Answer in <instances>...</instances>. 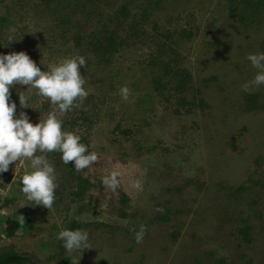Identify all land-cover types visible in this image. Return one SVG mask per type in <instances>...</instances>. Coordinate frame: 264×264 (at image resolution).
I'll return each instance as SVG.
<instances>
[{
    "label": "rangeland",
    "instance_id": "1",
    "mask_svg": "<svg viewBox=\"0 0 264 264\" xmlns=\"http://www.w3.org/2000/svg\"><path fill=\"white\" fill-rule=\"evenodd\" d=\"M69 1L0 0V53L24 51L42 70L85 56L89 95L60 118L98 160L76 171L46 153L58 184L51 209L20 191L27 159L0 173V253L28 264H264V85L241 87L257 72L247 55L264 52V0H83L80 11ZM122 4L129 14L115 18ZM116 19L115 53L98 59L77 44ZM26 89L13 85L11 99L35 124L52 106L31 89L21 109ZM112 170L115 192L101 182ZM20 215L31 224L9 235L7 219ZM62 228L86 230L90 248L66 252Z\"/></svg>",
    "mask_w": 264,
    "mask_h": 264
},
{
    "label": "clouds",
    "instance_id": "2",
    "mask_svg": "<svg viewBox=\"0 0 264 264\" xmlns=\"http://www.w3.org/2000/svg\"><path fill=\"white\" fill-rule=\"evenodd\" d=\"M14 41L12 36L8 42ZM246 59L257 69L253 79L241 87L247 91L249 84L259 87L264 85V52L250 53ZM86 66L83 55L62 58L57 63H50L47 70L41 67L24 52L0 53V173L8 171L13 162L23 165L29 161L30 171L20 177V191L25 199L36 205L51 209L55 200V166L49 162L46 153L59 152L64 164L74 162V169L81 171L98 160L95 151H88V145L81 143V136L74 131L62 130L63 114L79 107L89 95L80 69ZM26 85L25 91L17 93L21 109L31 108L26 91L36 89L37 94L48 99L52 106L46 117L35 124L27 112L16 115L17 103L11 99L10 88L13 85ZM122 101H128L130 89L122 85L118 90ZM15 170V169H14ZM102 185L115 192L121 185V173L112 170L101 177ZM131 187L139 190L141 182L132 181ZM162 211V209H160ZM20 223L24 217L20 215ZM146 226L141 224L134 230L136 243H141ZM62 241L66 252L89 249V233L82 229L62 228L56 234Z\"/></svg>",
    "mask_w": 264,
    "mask_h": 264
},
{
    "label": "trees",
    "instance_id": "3",
    "mask_svg": "<svg viewBox=\"0 0 264 264\" xmlns=\"http://www.w3.org/2000/svg\"><path fill=\"white\" fill-rule=\"evenodd\" d=\"M44 3H48L50 0H41ZM103 2L107 3L108 0H93V2ZM65 2V1H61ZM69 3H75L77 4L75 8L80 11V8H82L85 4L83 0H74L69 1ZM129 5L128 4H122L119 7V10L116 12L115 18H117V15H121L123 17H127L129 14ZM117 22L114 23V27L107 28L103 25H100L99 27H94L93 30H91L88 33H85L83 36H79L76 39L77 44H81L83 40H86L88 44L90 43V47H88V50L98 59H103L107 55L113 54L116 51H118L119 47V40H122V32H124V28L122 25L125 24V22H122L121 19H116ZM119 22V23H118ZM132 32L134 35L138 36V29L134 26H130ZM136 29V30H134ZM32 219L30 217L24 218V223H20L19 219H7V223L9 224L10 233L9 235H13L18 229L27 226L28 224H31ZM29 258L26 255L19 254L14 251L4 252L0 253V264H28Z\"/></svg>",
    "mask_w": 264,
    "mask_h": 264
},
{
    "label": "water",
    "instance_id": "4",
    "mask_svg": "<svg viewBox=\"0 0 264 264\" xmlns=\"http://www.w3.org/2000/svg\"><path fill=\"white\" fill-rule=\"evenodd\" d=\"M8 231H5V233L3 234L4 236L7 235Z\"/></svg>",
    "mask_w": 264,
    "mask_h": 264
}]
</instances>
